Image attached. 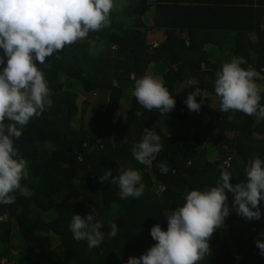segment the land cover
<instances>
[{"label":"trees","instance_id":"16d2710c","mask_svg":"<svg viewBox=\"0 0 264 264\" xmlns=\"http://www.w3.org/2000/svg\"><path fill=\"white\" fill-rule=\"evenodd\" d=\"M174 1L114 0L107 27L66 45L45 64L37 62L53 105L15 140L28 168L22 183L32 195L17 193L14 204L0 205V264H127L156 243L153 225L167 230L166 214L184 203L186 191L214 186L222 167L233 174V185L240 183L247 161L253 155L264 159V119L219 110L214 80L224 62ZM257 28L255 42L239 38L233 55L260 74L257 83L264 89V29ZM145 74L164 78L176 101L170 113L148 111L132 95L135 79ZM190 78L198 85L188 86ZM197 87L203 97L196 101L203 103L195 112L184 101ZM144 128L155 130L163 146L150 165L131 154ZM161 162L170 169L167 175ZM129 167L141 171L145 188L138 198L122 199L112 180ZM107 170L111 175L101 182ZM232 202L228 193L225 226L213 234L211 255L197 264H264L256 246L257 239L264 241V200L260 220L238 216ZM92 209L105 239L89 249L73 238L69 224L73 214ZM112 223L118 233L109 238Z\"/></svg>","mask_w":264,"mask_h":264},{"label":"clouds","instance_id":"9594fccd","mask_svg":"<svg viewBox=\"0 0 264 264\" xmlns=\"http://www.w3.org/2000/svg\"><path fill=\"white\" fill-rule=\"evenodd\" d=\"M114 0H0V205L16 202L17 193L29 198L32 193L22 182L28 177L27 162L20 158L15 140L23 135L29 122L50 109L51 90L43 71L37 66L46 57L61 52L66 45L86 39L90 32H99L110 24ZM244 57H233L216 73L215 95L221 112L239 111L248 116L264 119V104L257 83L260 74L252 67H242ZM188 86L198 85L194 78ZM113 81V87H118ZM132 95L138 104L162 115L174 110L176 101L165 86L162 76L145 74L135 79ZM199 87L187 95L184 103L190 111L198 112L203 101ZM120 114V111L118 112ZM137 117L143 113L137 111ZM232 117L229 116V119ZM163 149L161 137L152 128H144L139 142L131 147L133 158L140 164L150 165ZM160 172L167 175L169 167L159 164ZM107 170L99 178L106 181ZM232 173L221 168L214 186L204 190L186 191L184 203L166 214L167 230L160 224L150 229L156 243L146 253L129 257L127 264H197L211 255L210 241L214 232L225 226L230 214L228 193L233 196L231 210L246 220H260V201L264 200V159L253 155L245 168V180L233 185ZM119 188L122 199L140 197L145 185L142 173L125 168L112 180ZM22 209H18V212ZM104 224L97 219L95 209L85 216L73 214L69 229L77 241H86L89 249L97 248L105 239ZM118 226L111 224L107 233L115 237ZM259 235H264L260 233ZM260 254L264 255V241L256 240Z\"/></svg>","mask_w":264,"mask_h":264},{"label":"crops","instance_id":"0c3cea01","mask_svg":"<svg viewBox=\"0 0 264 264\" xmlns=\"http://www.w3.org/2000/svg\"><path fill=\"white\" fill-rule=\"evenodd\" d=\"M178 9L197 21V34L210 37L211 52L229 62L238 51L239 38L251 37L253 43L264 29V0H175ZM250 50V49H249Z\"/></svg>","mask_w":264,"mask_h":264},{"label":"rangeland","instance_id":"374dc122","mask_svg":"<svg viewBox=\"0 0 264 264\" xmlns=\"http://www.w3.org/2000/svg\"><path fill=\"white\" fill-rule=\"evenodd\" d=\"M79 83V82H78ZM80 84V83H79ZM80 87H81V84H80ZM223 234H224V231L222 232V236H223Z\"/></svg>","mask_w":264,"mask_h":264}]
</instances>
